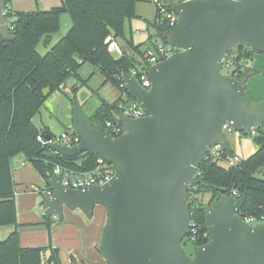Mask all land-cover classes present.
<instances>
[{
  "label": "water",
  "instance_id": "water-1",
  "mask_svg": "<svg viewBox=\"0 0 264 264\" xmlns=\"http://www.w3.org/2000/svg\"><path fill=\"white\" fill-rule=\"evenodd\" d=\"M4 6L0 0V11ZM171 9L177 21L166 39L176 52L148 69L149 88L121 74L145 116L121 118L124 132L112 138L74 100L71 125L79 143L67 147L45 138V146L61 156L103 157L114 166L113 177L71 189L52 176L45 180L51 196L42 197V207L55 218L64 208L90 218L94 206L103 207L97 251L106 264H264V221L241 219L243 197L206 206L208 242L193 256L181 246L191 221L189 184L210 148L228 147L223 124L238 132L264 125V102L248 104L241 84L221 71L236 46L264 53V0H185ZM0 35L9 37L2 17Z\"/></svg>",
  "mask_w": 264,
  "mask_h": 264
},
{
  "label": "trees",
  "instance_id": "trees-1",
  "mask_svg": "<svg viewBox=\"0 0 264 264\" xmlns=\"http://www.w3.org/2000/svg\"><path fill=\"white\" fill-rule=\"evenodd\" d=\"M9 1L5 0V8H8ZM136 1L61 0L58 7L32 12H13L8 8L10 13L6 19L14 17L15 20L8 21L13 26L9 37L0 35V227L13 226L14 231L0 241V264H61L58 248L51 245L21 248L19 245L12 159L22 156L44 180L49 178L56 165L78 172L93 169L98 156L83 153L77 157H65L38 142V136L45 139L52 138V134L49 130H38L33 118L48 96L43 95L44 89L48 88L49 94L63 91L69 78L85 84L78 74L85 63L92 66L93 73L101 74L104 82L111 83L120 92L113 103L101 100L98 109L88 117L93 126L105 131L103 121L115 118L119 102L135 101L121 87L119 77L139 63L143 54L139 49L141 44L135 45L132 38L127 41L138 60L126 53L114 59L109 46L117 39L126 40L127 23L137 19ZM172 6L166 3L167 11ZM63 14L71 20L70 29L44 54L39 53L37 46L40 40L59 32ZM150 26L160 41L167 42L169 27L161 22L157 7L155 20ZM253 52L236 46L225 56L234 65L226 76L236 79L243 89L248 78L255 74L248 65ZM256 130L259 135L252 137L256 151L246 159L228 165L234 154L229 147L221 149L215 159L208 153L202 159L185 196L191 211V222L199 234L198 242L193 244L195 248L208 242L207 239H200V235L207 231L206 206L231 196L232 190L245 199L239 212L241 218L251 217L257 223L264 216V177L257 176L264 168V125ZM222 162L227 165L222 166ZM45 189L50 191L46 185ZM45 217L50 218L47 214ZM51 223L45 221L48 228Z\"/></svg>",
  "mask_w": 264,
  "mask_h": 264
},
{
  "label": "crops",
  "instance_id": "crops-1",
  "mask_svg": "<svg viewBox=\"0 0 264 264\" xmlns=\"http://www.w3.org/2000/svg\"><path fill=\"white\" fill-rule=\"evenodd\" d=\"M162 1L175 5L185 0ZM61 3V0H10L8 8L13 12L46 11L60 6ZM135 14L137 19L128 22L129 35L133 43V30L138 36L141 35V31L138 29L145 30L147 33L150 28L154 30L150 26L155 20L156 14L152 0H137ZM64 20L65 23L68 22L66 32L61 31L40 40L37 47L41 46V54H44L61 36L68 32L71 22L69 24L67 17H64ZM250 60L252 61L251 69L255 70L257 74L250 76L246 81L243 89L244 97L249 104L261 103L264 102V55H251ZM91 68H88L87 72ZM11 165L15 183L14 201L20 247L45 248L51 245L58 248L61 264H72V260L77 264H106L97 251L100 232L106 217L105 209L100 205L94 206L93 215L88 218L78 209L64 208L61 218H46L41 214L43 196L35 191L36 188L46 190L45 180L30 163L21 157L13 158ZM46 220L52 222L49 228L45 224ZM12 231H14L13 226L0 227V241L4 240Z\"/></svg>",
  "mask_w": 264,
  "mask_h": 264
},
{
  "label": "rangeland",
  "instance_id": "rangeland-1",
  "mask_svg": "<svg viewBox=\"0 0 264 264\" xmlns=\"http://www.w3.org/2000/svg\"><path fill=\"white\" fill-rule=\"evenodd\" d=\"M64 15L60 21L59 32H66L68 22L65 23L64 17H67L69 24L71 22L69 16L67 14ZM138 30L141 31L140 36H138L134 30L132 31V35L135 45L141 44L139 48L140 51H144L146 48H151L152 44L160 41L153 29L150 28L148 33L145 30ZM129 39L130 35L127 23L126 40L117 39L112 42L109 47L113 58H118L123 53H127L138 60L135 52L128 45L127 41ZM37 51L39 53L42 52L41 46L37 47ZM252 55H264V53L254 51ZM251 62V60L248 62L249 67H251ZM88 68H91L90 64L85 63L78 71L80 78L85 81V84H82L77 79L69 78L65 82V88L63 91L56 90L48 94L33 118V124L35 127L38 130H49L52 134V138L56 140L58 144H60L59 139L62 133H71L74 131L71 125L72 103L74 100L80 104L85 115L91 117L95 110L100 106V99L108 103H113L120 96V92L115 86L109 82H104V79H100L102 77L101 74L93 73V68L87 72ZM233 68L234 65L230 68L223 67L222 72L224 75H229ZM256 74L257 72H255L254 75ZM97 125L102 128V125ZM225 141L231 152L234 153L232 154V157L237 155L240 160L249 157L257 148L251 136L248 134H241L235 130L231 135H225ZM17 157L22 158V156ZM231 162L232 159L229 160V163ZM221 165L226 166L227 164L222 162ZM257 176L264 177V168L261 169ZM181 246H183L188 255H194L195 247L192 243L183 240Z\"/></svg>",
  "mask_w": 264,
  "mask_h": 264
},
{
  "label": "built area",
  "instance_id": "built-area-1",
  "mask_svg": "<svg viewBox=\"0 0 264 264\" xmlns=\"http://www.w3.org/2000/svg\"><path fill=\"white\" fill-rule=\"evenodd\" d=\"M152 2L154 3L155 8L157 7L159 9V15H161V22L166 23V25L169 27V30L172 29L177 21V15L172 11V9L170 11H167L166 2L162 0H152ZM9 13H10L9 9L5 8V6L0 11V17L4 18L5 24L10 32V30L13 29V26L11 24L9 25V22H13L15 19L14 17H10L7 20L6 17L9 16ZM174 52H176V49L172 47L168 42H162V41L155 42L151 48H146L143 51V54H142L141 59L139 60V63L135 65V68H131L128 71V73H130L133 77H135L143 88L148 89L150 86L149 80L147 78L148 69L151 66L155 65L156 63L165 60L167 57H169ZM232 64H233L232 61L226 60L224 58L222 62V68L223 67L230 68ZM119 79L121 80V76L119 77ZM121 87L124 88L122 81H121ZM122 98H124V96ZM143 116H145V112L137 104L136 101H126V100L122 101L121 100L118 104V114H116L113 120L105 119L103 121V126H104L105 131L109 134V136L112 138H115L124 132L122 125L120 123L121 118L126 117L130 119H135V118H139ZM233 131L234 130L230 126L229 123L223 124L222 134L224 135V137L226 134L231 135ZM240 133L248 134L251 137H255L259 135L256 128H253L248 131H242ZM59 140H60V145L72 147L79 143L80 138L76 134V132L73 131L71 133H62L60 135ZM37 141L41 142L44 145L46 143V140L42 139L40 136L37 137ZM49 142L58 143L53 138H50ZM220 150L221 148L219 146H213L207 151V153L209 157H211L212 159H215L216 157H218ZM239 161L240 159L238 158V156L234 155L232 157V162L229 163V165H233L235 163H238ZM113 175H114V166L112 164L107 163L103 157L98 156L96 159L95 166L90 171L78 172V171H75L67 167L56 165L53 168L51 174H49V178L52 176H55L60 182V184L65 188L81 189V188L89 187V186L103 185L106 182H108L113 177ZM35 191L40 193L42 196H46V197L51 196V191H48V190L47 191L39 190L36 188ZM231 196L238 197L236 191L234 190L231 191ZM41 214L42 216L46 215V212L43 209V207H41ZM53 219H55V217H53ZM241 219L250 225H255L258 223H262L264 221V216L257 223L251 217L241 218ZM200 239L209 240L207 231L200 235ZM183 240L186 242L192 243V245L194 243H197L199 240V234H198L197 228L191 221H190L189 229Z\"/></svg>",
  "mask_w": 264,
  "mask_h": 264
}]
</instances>
